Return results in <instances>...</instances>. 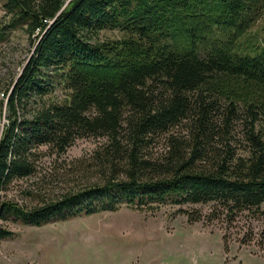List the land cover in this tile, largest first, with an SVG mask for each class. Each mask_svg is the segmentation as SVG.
I'll list each match as a JSON object with an SVG mask.
<instances>
[{
  "label": "trees",
  "instance_id": "obj_1",
  "mask_svg": "<svg viewBox=\"0 0 264 264\" xmlns=\"http://www.w3.org/2000/svg\"><path fill=\"white\" fill-rule=\"evenodd\" d=\"M4 8L5 27L36 40L2 91L0 239L15 235L8 222L42 226L124 205L210 204L206 213L179 208L190 223L264 219V43L249 52L238 42L264 17V0H6ZM2 106L0 98V114ZM87 137L100 143L79 161L92 176L86 184L56 198L32 184L23 190L32 206L1 196L39 173L42 147L61 155Z\"/></svg>",
  "mask_w": 264,
  "mask_h": 264
},
{
  "label": "rangeland",
  "instance_id": "obj_2",
  "mask_svg": "<svg viewBox=\"0 0 264 264\" xmlns=\"http://www.w3.org/2000/svg\"><path fill=\"white\" fill-rule=\"evenodd\" d=\"M5 1L0 0V28L10 20ZM104 34L114 37L118 33ZM35 40V35L18 27L6 28L0 41L2 123L8 115L2 91L22 72L33 53ZM238 42L241 50L259 51L264 43V17ZM56 96L62 99L63 89L59 88ZM99 143V139L92 137L77 139L61 155H48V147H42L47 155L41 161L39 173L16 181L1 196L32 206L38 201L23 191L32 184L46 198H56L86 184L92 176L79 161L86 160ZM200 206L205 213L210 210V204H165L156 212L124 205L116 211L54 219L42 226L8 222L7 227L15 235L0 239V264H264L263 218L243 213L232 223H190L178 211L181 207Z\"/></svg>",
  "mask_w": 264,
  "mask_h": 264
}]
</instances>
